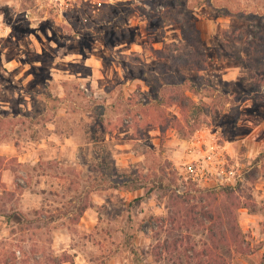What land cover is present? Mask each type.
<instances>
[{"label": "rangeland", "instance_id": "1", "mask_svg": "<svg viewBox=\"0 0 264 264\" xmlns=\"http://www.w3.org/2000/svg\"><path fill=\"white\" fill-rule=\"evenodd\" d=\"M0 264H264V0H0Z\"/></svg>", "mask_w": 264, "mask_h": 264}, {"label": "trees", "instance_id": "2", "mask_svg": "<svg viewBox=\"0 0 264 264\" xmlns=\"http://www.w3.org/2000/svg\"><path fill=\"white\" fill-rule=\"evenodd\" d=\"M182 29H184V26H183V28H182ZM222 191H223V192H225V193H230V190H229V188H228V187H226V186L222 188ZM83 211H84V210H83ZM67 260H68V259H65L64 261H67Z\"/></svg>", "mask_w": 264, "mask_h": 264}]
</instances>
